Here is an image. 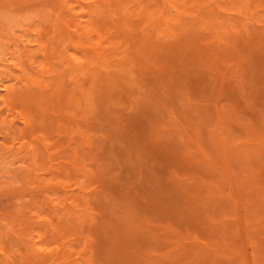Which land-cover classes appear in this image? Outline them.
I'll list each match as a JSON object with an SVG mask.
<instances>
[{"label":"rangeland","instance_id":"374dc122","mask_svg":"<svg viewBox=\"0 0 264 264\" xmlns=\"http://www.w3.org/2000/svg\"><path fill=\"white\" fill-rule=\"evenodd\" d=\"M64 1L0 0V264H264V0Z\"/></svg>","mask_w":264,"mask_h":264},{"label":"bare ground","instance_id":"6f19581e","mask_svg":"<svg viewBox=\"0 0 264 264\" xmlns=\"http://www.w3.org/2000/svg\"><path fill=\"white\" fill-rule=\"evenodd\" d=\"M64 0H62L61 2L63 3L62 5H65L66 6V4H64L65 3V1L63 2ZM81 2H84L85 3V0H80ZM79 1V2H80ZM86 1H88V0H86ZM106 1H108V0H106ZM110 1V0H109ZM123 1V0H122ZM58 2H59V0H58ZM61 2H59V3H61ZM90 2H92L91 3V5L89 4V5H85L84 4V8L85 9H89V12L88 13H82V15L80 16L82 19L83 18H86V16H93L97 11H100L102 8H104V6L106 7V5H108V3H106V5H105V1L104 0H94V1H89V3ZM61 5V6H62ZM65 6H62V8H64V9H66V7ZM120 7V6H119ZM119 7H117V8H119ZM61 8V7H60ZM108 8V7H107ZM112 8V7H111ZM116 8V7H115ZM123 10V9H122ZM104 11H107L105 8H104ZM110 11H112V9L110 10ZM12 12V11H11ZM14 12H16V11H14ZM113 12H114V10H113ZM8 12H6V14H5V16L3 17L4 18V20L7 22V24H8V26H9V28H11V29H14V27L15 28H17V25L16 24H18V26H19V29H22L23 27L21 26V25H19L20 23H19V21L21 22L22 20H20V19H23V18H20V15H21V13L18 11V12H16L15 14H11L10 13V11H9V14H7ZM24 13V12H23ZM100 13V12H99ZM105 13V12H104ZM109 13V12H108ZM126 13V12H125ZM24 15V14H23ZM104 15V14H103ZM110 15V14H109ZM113 15V14H112ZM22 16V15H21ZM27 16V15H26ZM30 16V15H29ZM75 17H77V20L79 19H81L79 16H76V15H74ZM96 16V15H95ZM100 16H102V15H100ZM31 17V16H30ZM33 17H34V15H33ZM28 18V17H27ZM94 18V17H93ZM27 20V19H26ZM26 20H24L23 22H21V24L22 23H27L26 22ZM32 20V19H31ZM29 22V21H28ZM15 25V26H14ZM23 25V24H22ZM79 27H82V22L81 23H79L78 24V26H77V29L79 28ZM24 29V28H23ZM81 29V28H80ZM23 31V30H22ZM29 31V30H28ZM78 31H80L79 29L76 31V32H78ZM25 32V34H23V38H28L29 36H31V34H32V32H31V30H30V32H31V34L30 33H28L27 31H24ZM73 33V32H72ZM20 40V39H19ZM19 40H17V41H19ZM24 41V40H23ZM23 41H21L20 40V42L19 43H21V46L20 47H22L23 49H24V52H26V46H24L23 45ZM26 41V40H25ZM14 43H15V41H14ZM93 45V44H92ZM19 45H18V47H17V50H19ZM22 48H21V50H22ZM95 49V48H94ZM21 54H24V53H22L21 52ZM0 55L2 56V54L0 53ZM9 55L10 56H13V55H11L10 53H7V54H3V58L1 57V60H2V63L0 64V106H2V105H4L5 104V101H6V96H4L3 95V93L4 92H6V93H9L10 92V86H7L6 84H7V82H9V81H11V80H13V76L11 75V71H13L12 69H15V68H17V67H19L15 62H12V61H14V60H12V59H8V57H9ZM20 64V63H19ZM21 66V65H20ZM17 71V70H16ZM16 79V78H15ZM14 79V80H15ZM16 80H18V79H16ZM7 110V109H6ZM5 110V111H6ZM8 111V110H7ZM6 111V112H7ZM2 112H4V110H2V109H0V125L2 124L3 125V123H5V120L2 118ZM4 115V114H3ZM5 129H7L8 131H13V129L15 128V126H14V124L13 125H9V126H7V127H4ZM15 134V133H14ZM72 145V144H71ZM13 151V149H10L9 150V153H11ZM12 157H14V159H15V157H16V155L15 154H13L12 155ZM21 160H23V159H21ZM14 165V164H13ZM55 189V188H54ZM59 190V189H58ZM84 193V192H83ZM66 196H68V194L66 195ZM67 201H68V198L66 199ZM54 203V202H53ZM57 206H58V204H57ZM72 207V206H71ZM52 208H53V206H52ZM56 208H58V207H56ZM59 209V208H58ZM56 213V212H55Z\"/></svg>","mask_w":264,"mask_h":264}]
</instances>
